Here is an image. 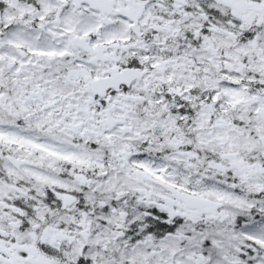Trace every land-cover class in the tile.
Here are the masks:
<instances>
[{"label":"snow or ice","instance_id":"obj_1","mask_svg":"<svg viewBox=\"0 0 264 264\" xmlns=\"http://www.w3.org/2000/svg\"><path fill=\"white\" fill-rule=\"evenodd\" d=\"M0 264H264V0H0Z\"/></svg>","mask_w":264,"mask_h":264}]
</instances>
